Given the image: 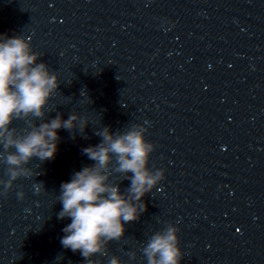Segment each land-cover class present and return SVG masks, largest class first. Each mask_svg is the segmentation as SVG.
<instances>
[{
    "label": "clouds",
    "instance_id": "clouds-1",
    "mask_svg": "<svg viewBox=\"0 0 264 264\" xmlns=\"http://www.w3.org/2000/svg\"><path fill=\"white\" fill-rule=\"evenodd\" d=\"M30 43L21 36L0 35V161L7 165V180H0L6 194L13 182L21 177L30 178L33 170L26 167L33 158L40 161L54 159L58 149L61 128L84 132L87 121L73 113L67 120L57 115L45 121V108L57 91L59 78L49 71L46 63H37ZM39 119L42 122L32 123ZM16 120H26L29 129L19 133L12 127ZM146 128L132 125L125 132H111L105 126L95 134L102 137L99 144L83 149L95 163L74 173L71 181L61 184L59 201L62 210L58 218H70L63 232L61 244L72 252L79 251L86 264H95V254H105L106 246L120 240L124 225L139 219L146 211L143 197L164 178V171L149 169V157L154 145L145 139ZM115 159V164L113 160ZM115 171L130 180L122 194L119 183H111ZM131 174V175H129ZM39 175V174H37ZM39 193L43 182L34 184ZM23 199L24 193H18ZM178 229L169 224L163 231L153 234L142 249L147 264H180ZM135 257V253L131 254ZM109 264H121L113 256Z\"/></svg>",
    "mask_w": 264,
    "mask_h": 264
}]
</instances>
